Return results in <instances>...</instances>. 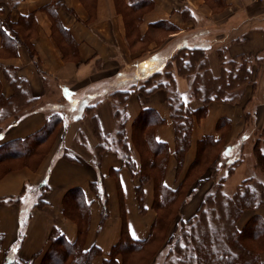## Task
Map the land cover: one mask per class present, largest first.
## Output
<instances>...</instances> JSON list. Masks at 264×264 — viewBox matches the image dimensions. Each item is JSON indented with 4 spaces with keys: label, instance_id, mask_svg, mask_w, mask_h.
I'll return each instance as SVG.
<instances>
[{
    "label": "crops",
    "instance_id": "1",
    "mask_svg": "<svg viewBox=\"0 0 264 264\" xmlns=\"http://www.w3.org/2000/svg\"><path fill=\"white\" fill-rule=\"evenodd\" d=\"M132 2L136 0H14L12 6L3 5L0 10L1 21L7 19L21 26V32H7L17 38L16 54L0 55V96L8 101L0 106V144L39 133L47 117L60 109L66 115L63 137L57 135L34 168L23 164L0 177V264H42L51 248L53 229L69 244L79 242L84 250L98 248L100 254L91 264L108 262L123 233L124 238L137 242L149 237L156 218L155 185L153 179L141 184L140 155L131 140L133 122L144 110L156 112L162 122L153 129L152 137L166 147L162 183L172 191L187 183L189 169L197 159L198 142L205 137L221 138L219 121L226 120L230 127L224 145L244 133L251 136L252 124L264 128V1L149 0L143 11L134 10ZM137 12L138 20L134 18ZM130 23L133 29H129ZM154 30L165 34L162 42H150L144 51L129 48V39L140 43ZM182 48L204 51L206 63L192 79L178 75V67L171 61ZM154 57L157 63L149 71H161L171 62L173 81L165 89L140 92L139 86L148 77L142 79L139 63ZM202 74L209 76L206 79L212 85L215 83L214 90L234 89L242 94L234 100L211 99L202 118L193 116L189 146L178 166L168 98L170 92H188ZM235 74L247 75V79L231 87ZM121 91L128 92L124 136L134 173L123 164L120 146L94 158L97 141L80 108L82 102H100L93 115L98 129L102 136L115 139L119 118L114 111L121 107L111 94ZM19 92L24 93L23 98L18 97ZM187 102L191 111L202 105L196 99ZM80 112V119L75 118ZM80 135L84 147L75 145ZM247 152L244 158L246 155L248 159L243 158L226 180L238 171H242L238 184L248 178L255 180L258 170L252 165V146ZM99 179L107 207L105 218L92 186ZM206 180L204 177L199 186L191 184L194 190L178 210L183 219L197 208L190 204L194 191L204 184L211 186ZM138 186L142 190L140 203L135 193ZM74 189L82 190L88 205V224L82 237L77 223L62 213L63 199ZM256 214L264 220V206L258 207ZM251 215L244 212L238 225L243 227ZM114 260L121 264L119 255Z\"/></svg>",
    "mask_w": 264,
    "mask_h": 264
},
{
    "label": "trees",
    "instance_id": "2",
    "mask_svg": "<svg viewBox=\"0 0 264 264\" xmlns=\"http://www.w3.org/2000/svg\"><path fill=\"white\" fill-rule=\"evenodd\" d=\"M131 5L132 7H134V10L138 9L139 11H143L147 6H149V0H136V2H132ZM134 18L138 20V12L134 15ZM26 23L30 25L29 21H26ZM125 24H127L128 27V23L126 22ZM131 25L132 24L130 23L129 29H133ZM20 27V24H13L7 19L4 21L0 20V37L2 39V46L0 47V51L2 53L1 56L10 57L16 54L15 46L17 43V38L8 36L7 32H21ZM62 31L65 32V30ZM171 61L175 62V64L177 65L179 75H185L184 72L189 67H202L205 62L204 51L199 49L182 48L176 52ZM170 69L171 62L166 64L163 70L152 73L139 86L138 90L144 93H152L157 89H165L169 86H167V84L170 81H173L174 78V76L170 72ZM238 75L240 74H235L232 76V80L230 81L231 87H238V85L242 81H246L247 75ZM15 81L23 84V81L18 78H16ZM195 90L193 91V93L196 96V99L202 100L203 97L201 98L199 91L197 89ZM23 94V92H19L18 97L23 98ZM127 94L128 92L121 91L113 93L111 97L114 101H116L118 106L121 107V109L117 108V111H115L119 118L115 139L118 145L122 148L121 159L123 164L129 167L132 173H134L136 171L133 169L134 165L129 159L124 136V127L126 123L124 104L125 96ZM170 94L171 95L168 98V105L171 111V119L175 130L174 156L177 161V165L180 166L182 163L183 154L189 146L193 116H195L197 119L202 118L205 114L206 104L211 99L229 100L232 98L229 97L228 94H226L227 96L224 97L221 91H216L214 92L212 97L203 98L200 108L195 111H191L189 109V104L187 103V101H184L180 93L170 92ZM119 97L121 100H119ZM6 102L8 101L4 100L0 96V106ZM86 110H90V108H87ZM93 121H95L94 129L95 135L97 137V145L94 148V158L96 159L103 152L111 150V142L109 140V136L101 135L95 117H93ZM161 123L162 122L157 116L156 112L152 110H144L133 122L131 134L132 144L140 155L141 167L138 171L140 175V182L142 184L149 179H153L155 185L153 208L156 212V218L153 223L151 233L145 241L141 242L124 238L125 233H123V240H121L120 243L113 247L111 253L109 254V261L103 262V264H116L114 258L118 255L121 258V264H124V255H127L131 252L140 251L144 245H149L151 243V240H153L156 230L159 228L162 221V219L158 217L159 211L166 209L170 205H172L173 202L181 196V191L187 187V192H185V194L181 197V200L178 202V206H176L175 208V218L179 214V207L183 203H185V201L187 200V196H189L194 190H192L191 185L185 183L184 186H181L180 188L172 191L166 188L162 183V176L164 174L166 164V147L164 144L156 142L152 137L153 129ZM61 124L62 117L57 113H53L47 117L46 124L42 128V130L39 131V133L23 140H15L6 144H0V177L7 171L11 170L9 167L4 166L10 162H17V167L25 164L34 168L38 164L40 159L45 155L47 149L50 147L51 143L54 140V135L57 134L58 127L61 126ZM224 126H227L228 131V122L226 120L219 121L217 123V130L220 131V128ZM260 136L263 137L262 142L257 139L252 144V155L255 162L254 166L257 168L258 172L262 174V178L264 180V149L261 148V146L264 145V128L262 129ZM220 142L221 139L215 140L211 137H205L198 142L197 159L189 169L187 181L192 176V172L194 171V169L197 168V166L201 165V158L203 157V159L207 160V152L209 148L217 146L218 144L220 145ZM225 147L226 145H224L221 151H223ZM67 155V157H69V154ZM238 157H240V155H238ZM238 157L235 159L236 161L234 160V163L231 164V168H228V170L226 171V177L231 175L234 168L243 160L242 158ZM217 164H221L219 167L222 169L223 163L217 162ZM212 166L213 160H211L210 168L208 170L207 168L206 170L202 169L203 173H206V171H208V176L205 179H207L206 181L211 182V190L219 185L223 187L226 180V177L218 176V178L217 174H219L220 171L216 170L215 168V170H213ZM216 178L218 179L215 180ZM203 180L204 178L202 177V175H199L194 179L193 182H196L198 185ZM255 180L253 178L243 180L235 187L233 194L227 197L229 199V201L227 202L230 210L234 213H237V218L243 211L255 209L264 203V181L255 183L257 182ZM100 184L101 181L99 179L92 186L95 190L97 199L102 200V216L103 218H105L107 207L105 199H103L104 195L99 190ZM253 187H258V192H256ZM135 193L137 200L140 203L142 199V190L140 186L135 189ZM38 205H41V203H38ZM87 207L88 205L84 200L83 192L80 189L72 190L63 199L62 213L65 217L77 223L79 237H82L84 235L87 228ZM235 222L236 221L234 219L230 227L232 231L226 234V237L224 239L226 248H221V244L216 242L214 244L213 241H202L203 238L199 240L200 242L198 244V251H196L197 253L195 257L200 262V264H264V261L259 259L257 254H254L252 250L253 243H258L260 245H263L264 243V222L262 218L259 216L251 217L241 230H235V228L233 227V224L235 225ZM49 240L51 241V248L45 254L42 264H65L66 262H68V264H91L93 258L99 256L100 254L99 249L94 246L88 250H84L82 249L79 242L75 244L67 243V241L63 238V236L57 229H53L51 231ZM1 250L2 237L0 236V252ZM7 264L30 263L12 261Z\"/></svg>",
    "mask_w": 264,
    "mask_h": 264
},
{
    "label": "rangeland",
    "instance_id": "3",
    "mask_svg": "<svg viewBox=\"0 0 264 264\" xmlns=\"http://www.w3.org/2000/svg\"><path fill=\"white\" fill-rule=\"evenodd\" d=\"M13 3H14V0H0V10L3 8V5L12 6ZM126 17L127 15L125 16V18ZM129 34L130 36H133L132 32H130ZM164 36L165 34H163L161 30H154L153 32L149 33L146 36V38L142 40V42L140 43L136 42L137 39H134V41H131L132 39H129L128 41L129 48L134 52L144 51L143 47H146L148 43L155 42L156 44H158L163 41ZM0 55H2V53H0ZM157 59H158L157 57H154V58L147 59L146 61L139 63V64H142L141 67L139 68V70L141 71L142 79L145 77H149V75L152 74L154 70H151V71L149 70L153 68V66L156 65ZM205 63L206 62H204V65ZM199 70L200 68H194V66L189 67L184 72L185 75H180V76H185V78L192 79L194 78L195 75L199 73ZM206 78H209V76L205 74L197 76V80L195 81L196 83L191 85L188 92L180 94L182 95V98L184 99V101H188L190 99L191 100L196 99V96L193 93L195 89L199 91L201 98L202 97L203 98L212 97L214 92L219 91V90H214L215 83L212 82L213 83L212 85L209 82V80H207ZM197 82H200L203 85V87L200 88ZM262 87H263V83H262L261 88ZM233 90L234 89H232V91H221V92L223 93L224 97H226L227 96L226 94H228L229 97L238 99L239 96L242 94V91H233ZM58 98L59 96L57 94L56 99ZM234 99H231V100H234ZM119 100H121L120 97H119ZM202 100L201 99L198 100L199 103ZM99 103L100 102H91L89 104L88 103L85 104L84 102H82V105H81L82 107L80 106L81 112H83V119H88L90 126L93 128L94 140H96L97 137L95 135V129H94L95 121H93V117H94L93 115H94V111L96 108L95 106H97ZM233 103H238V102H233ZM111 104L112 103L110 102V105ZM68 105L69 104L67 103V106ZM87 108L88 109L90 108V110H86ZM110 109H111V113H113L114 106H111ZM81 112L79 113V116L75 118L80 119V115H82ZM55 113L59 114L62 117V124L61 126L58 127L57 134L54 135V139L57 137V135L60 139V137L61 138L63 137L64 127L66 126L65 124L66 115H65L64 110H61V109L56 111ZM115 115H117L116 112H115ZM113 119L117 121L115 117H113ZM224 127L225 129H222L221 127L220 131H218V134L221 136L220 145L218 144L217 146L209 148L207 152L208 154L207 160L203 159V157L201 158L202 159V161H200L201 165L197 166V168L194 169V171L192 172V176L187 181L189 185H191L194 179L199 175H202L203 178L204 177L206 178L208 176V171H206V173H203L202 169L206 170L207 168L208 170L210 168L211 160H213V166H212L213 170L216 169L220 171V173L217 174V177L218 176L226 177V171L228 170V168H231L232 166L231 164L234 163V160L238 157V155H240V157L238 158L243 159L244 154H248L247 150L249 149V147L252 146L255 140L259 139L260 142H262L263 137L260 136L262 129L260 127L256 128L252 124V128H250V130L252 131L251 136L244 133L239 138L228 143L225 149L221 151L225 144V135L227 131V126H224ZM117 128H118V125H117ZM110 142H111V148L113 147H115V149L118 148L117 146L119 145L116 139H111ZM75 145L80 146V147L86 146L85 141L81 137V135L76 139ZM261 148L264 149V145H262ZM245 158L246 160L248 159L246 155H245ZM217 162L223 163L222 169L219 167L221 164L218 165ZM16 165H17V162H10L4 166L9 167L10 169H14V168H17ZM252 165H254V163ZM250 166L251 164L248 165V171L252 173L253 171L251 170ZM240 172L242 171H238L235 177H231L227 179L223 187L219 185L216 188H213V190H211L212 188L211 186L208 187V185L204 184V186L201 187L200 190H198L197 188V190H195L194 193L192 194V200L190 202L192 209H194L197 205L195 212H193V214L188 218L186 217L183 219V217L179 215H177L174 218L175 208L176 206H178V202L181 200V197L185 194V192H187L188 188L186 187L184 190H182L181 196L178 197L177 200L174 201L172 205H170L166 209L159 211L158 217H160L162 221H161L159 228L156 230V233L154 235L153 240H151V243L146 246L144 245L140 251L131 252L127 255H124V264H200V262L196 259L195 256L197 253L196 251H198V246H199L198 244L200 242L199 240H201L202 238H203L202 241L203 240L213 241L214 244L215 242L221 244L222 245L221 248H226L224 239L226 237V234L232 231L230 227H231L233 220L235 219L236 221L235 225L233 224V227L235 228V230H241L247 223L246 222L243 227L238 225L239 220L241 219V216L243 215V213L248 212L249 214L250 213L252 214L247 219L248 221L251 217L258 216L256 214V209L258 207L264 206V203H263L255 209L245 210L239 215L238 218H237V213H234L233 211L230 210V207L227 202L229 201V199L227 197L233 194L235 187L242 180L241 175H239ZM255 176H256L255 179L256 180L258 179L257 182H255L256 180L254 181L255 183L261 182L263 180L262 178L263 176L259 172L255 173ZM218 178H216L215 180H217ZM253 188L255 189L256 192H258L259 190L258 187H253ZM193 189L194 187L192 185V190ZM204 190H205V193L202 195ZM188 198L189 196H187V199ZM100 201L102 202V200ZM252 250L254 254H257L259 259L264 261V258H263L264 257V243L263 245H260L258 243H253Z\"/></svg>",
    "mask_w": 264,
    "mask_h": 264
},
{
    "label": "built area",
    "instance_id": "4",
    "mask_svg": "<svg viewBox=\"0 0 264 264\" xmlns=\"http://www.w3.org/2000/svg\"><path fill=\"white\" fill-rule=\"evenodd\" d=\"M252 2H263L264 0H251Z\"/></svg>",
    "mask_w": 264,
    "mask_h": 264
}]
</instances>
